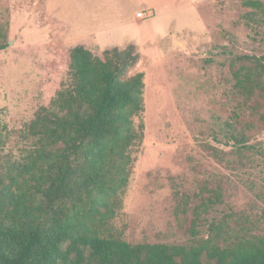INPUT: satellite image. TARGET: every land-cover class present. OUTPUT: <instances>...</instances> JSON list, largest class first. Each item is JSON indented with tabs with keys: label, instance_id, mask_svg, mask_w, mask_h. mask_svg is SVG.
<instances>
[{
	"label": "rangeland",
	"instance_id": "374dc122",
	"mask_svg": "<svg viewBox=\"0 0 264 264\" xmlns=\"http://www.w3.org/2000/svg\"><path fill=\"white\" fill-rule=\"evenodd\" d=\"M141 9L152 16L133 17ZM0 28V156L25 158L26 126L69 83L71 48L103 58L133 44L142 139L109 230L132 244L194 243L215 233L211 224L225 239L264 238V125L250 108L264 105V75L248 102L233 76L242 63H264V10L240 0H0Z\"/></svg>",
	"mask_w": 264,
	"mask_h": 264
},
{
	"label": "trees",
	"instance_id": "16d2710c",
	"mask_svg": "<svg viewBox=\"0 0 264 264\" xmlns=\"http://www.w3.org/2000/svg\"><path fill=\"white\" fill-rule=\"evenodd\" d=\"M240 2L264 10L261 0ZM7 46L0 28V50ZM66 57L69 83L26 126L25 158L0 156V264H264L263 237L225 239L214 224V234L188 244H132L109 230L142 139L133 118L143 111L144 74L128 75L139 58L133 44L103 58L77 45ZM263 75L259 60L233 71L245 102L260 97ZM250 108L264 125V105Z\"/></svg>",
	"mask_w": 264,
	"mask_h": 264
},
{
	"label": "built area",
	"instance_id": "2783aa9c",
	"mask_svg": "<svg viewBox=\"0 0 264 264\" xmlns=\"http://www.w3.org/2000/svg\"><path fill=\"white\" fill-rule=\"evenodd\" d=\"M135 16L136 18H138L139 20H143V19H146L150 16H152V13L150 10H144V9H141V10H138L136 13H135Z\"/></svg>",
	"mask_w": 264,
	"mask_h": 264
},
{
	"label": "crops",
	"instance_id": "0c3cea01",
	"mask_svg": "<svg viewBox=\"0 0 264 264\" xmlns=\"http://www.w3.org/2000/svg\"><path fill=\"white\" fill-rule=\"evenodd\" d=\"M136 12H137V11H136ZM136 12H134V14H133V17H135V18H136V16H135V13H136ZM135 18H134V19H135Z\"/></svg>",
	"mask_w": 264,
	"mask_h": 264
}]
</instances>
